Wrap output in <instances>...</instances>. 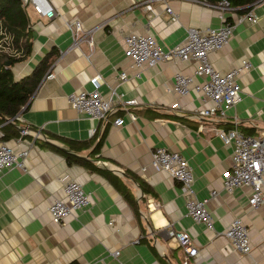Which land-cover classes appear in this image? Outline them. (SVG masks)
<instances>
[{"label":"crops","instance_id":"crops-1","mask_svg":"<svg viewBox=\"0 0 264 264\" xmlns=\"http://www.w3.org/2000/svg\"><path fill=\"white\" fill-rule=\"evenodd\" d=\"M47 1L54 12L50 19L26 11L32 52L12 67L13 75L25 77L48 52L54 56L27 108L5 124L15 129L33 126L62 143H89L76 154L117 177L133 196L137 213L103 176L68 164L59 153L40 147V142L10 138L7 144L13 150L28 148L29 154L25 171L12 168L0 175V264H181L184 255L168 238V230L184 231L190 237L196 254L187 259L188 264H264V207L250 209L246 187L231 193L222 190L231 150L216 137L218 129L235 128L252 137L264 134V6L258 4L249 11L255 23H237L243 14L233 9L224 13L225 22L233 24L231 37L220 50L209 53L207 61L219 72L240 60L250 67L237 79L240 102L223 119L210 120L192 117L199 108L208 107V101L192 92L183 97L171 92L172 76L191 74L195 62L131 68L123 37L150 36L165 50L182 43L188 30L219 27L223 22L217 10L187 0ZM165 7L176 16L175 22H168ZM74 21L81 30L75 37L69 27ZM48 73L52 79H45ZM120 73L126 76L123 82ZM94 76L99 77L98 92L104 99L114 93L122 100H134L133 106L116 112L124 119L121 127H113L111 119L105 124L89 120L67 104L68 94L92 90L89 80ZM173 104L177 107L170 110ZM89 130L95 133L90 136ZM102 132L98 152L90 154ZM155 148L177 152L187 161L194 197L207 199L212 230L192 223L185 216L179 184L148 166ZM127 174L148 192H142ZM63 178L89 194V205L56 225L47 208L53 200L63 199ZM211 191L215 195L210 197ZM235 218L247 230V255L235 252L222 235ZM116 251L118 256L113 258L110 254Z\"/></svg>","mask_w":264,"mask_h":264},{"label":"built area","instance_id":"built-area-1","mask_svg":"<svg viewBox=\"0 0 264 264\" xmlns=\"http://www.w3.org/2000/svg\"><path fill=\"white\" fill-rule=\"evenodd\" d=\"M187 1L214 8L223 23L217 28H209L202 32L188 30L182 43L165 50L161 49L150 36L127 34L123 37L124 54L130 60V67L135 69L142 66L153 67L159 62H195L196 65L191 74L175 73L172 76L171 92L177 97H183L192 92L197 94L201 101L210 103L208 107L196 110L192 115L193 118L223 119L226 112L240 102L237 79L242 72L249 69L250 65L245 60H240L237 66L226 72L212 69L207 61V55L220 50L231 37L233 24L225 22L224 18V13L231 8L225 0L215 4H208L205 0ZM19 2L23 10L31 11L39 18L50 19L54 15L47 0H19ZM259 4L264 6V0ZM145 7L149 12L147 17H150V6ZM164 15L168 22L176 21V16L168 7L164 8ZM244 20L255 23L257 19L249 12L238 17L237 23ZM69 27H72L73 37L81 31L77 21L72 22ZM87 46L91 48L90 40L87 41ZM52 78L53 75L50 73L45 76V79ZM125 79V74L120 73V82ZM98 81V76L92 77L89 80L92 85L91 91L72 92L66 96V102L72 110L89 120L105 124L111 119L110 124L113 127H121L124 119L116 116L117 110H124L126 107L133 106L135 102L134 100H122L120 95L114 93L110 94L112 95L110 98L104 99L98 92ZM176 107L177 105L173 104L170 110ZM94 133V130H89L90 136ZM216 137L231 150L230 170L223 175L222 190L231 193L234 189L246 187L249 189L247 203L250 209L264 207V134L258 137L246 136L234 128L228 131L218 129ZM3 138L4 134L0 129V175L12 168L25 171L24 161L29 154L28 148L15 151ZM149 156L148 166L152 170L164 172L179 184L185 216L192 223L212 230V218L206 208L207 199L197 200L194 197L193 177L187 161L179 153L164 148L151 150ZM140 170L143 171L144 168ZM61 182L63 199L53 200L47 208L51 222L56 225L72 213L89 205V194L84 192L78 183L67 178H63ZM214 195L215 192L211 191L210 197ZM151 206L148 205V209L155 207L154 204L153 207ZM166 233L184 255L181 264H188L187 259L193 258L196 254V249L192 246L188 234L184 231L173 230H168ZM222 235L238 254L247 255L250 252L247 230L239 218L233 219ZM110 255L116 258L118 252H112Z\"/></svg>","mask_w":264,"mask_h":264},{"label":"trees","instance_id":"trees-1","mask_svg":"<svg viewBox=\"0 0 264 264\" xmlns=\"http://www.w3.org/2000/svg\"><path fill=\"white\" fill-rule=\"evenodd\" d=\"M208 4H215L221 0H205ZM231 9L239 15L248 13L254 6L263 0H225ZM32 33L29 18L22 9L19 0H0V129L4 134V140L20 138L30 140L11 125L5 119H15L23 109L27 108L35 89L40 83L41 77L49 66V59L54 56L52 51L48 52L37 64L34 70L27 76L16 79L12 67L26 61L32 52ZM9 64V65H8ZM104 132L98 138L90 154L97 153L103 139ZM64 144L74 153L86 149L89 143L64 140ZM40 147L47 148L59 153L68 164L74 163L82 166L88 171L95 172L108 180L113 188L121 195L123 200L136 212L135 201L128 189L121 181L110 172L100 171L89 161L67 156L51 147L39 143ZM130 176L142 192L148 190L135 177Z\"/></svg>","mask_w":264,"mask_h":264},{"label":"water","instance_id":"water-1","mask_svg":"<svg viewBox=\"0 0 264 264\" xmlns=\"http://www.w3.org/2000/svg\"><path fill=\"white\" fill-rule=\"evenodd\" d=\"M13 120L14 119H5V121H7L8 123H11ZM16 129L22 136H26L32 139L33 142H40L67 156H72L77 158L80 157L76 153L72 152L64 143L46 136L39 129H36L33 126L16 127ZM117 173L120 174L121 177L126 178L123 173L120 172Z\"/></svg>","mask_w":264,"mask_h":264}]
</instances>
